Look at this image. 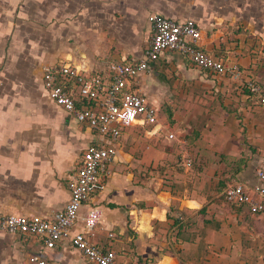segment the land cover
Returning a JSON list of instances; mask_svg holds the SVG:
<instances>
[{"label":"crops","instance_id":"obj_1","mask_svg":"<svg viewBox=\"0 0 264 264\" xmlns=\"http://www.w3.org/2000/svg\"><path fill=\"white\" fill-rule=\"evenodd\" d=\"M152 14L194 21L203 51L241 67L250 59L241 49L231 53L232 42L241 39L233 31L250 29L264 39V0H0V216L49 217L61 211L69 200L68 182L94 138L48 96L41 79L46 68L104 73L112 62L141 60L151 38L147 19ZM223 50L230 55L221 56ZM163 67L204 71L187 57L163 52L136 79V88L148 99L162 83ZM150 102L160 110L156 98ZM166 128L159 116L154 125L136 123L122 130L112 162L80 209V215L91 206L102 211L96 242L125 264H264V214H248L228 203L224 190L229 182L223 199L208 195L203 173L198 183L190 180L187 158L183 173L166 170L152 186L138 181L136 175L158 165L145 167L148 154L134 158L137 136L152 129L150 139L180 142ZM169 133L175 138L168 139ZM258 171L250 168L236 182L256 185ZM82 229L78 221L72 232ZM5 242L26 245L23 264H33V255L49 264H93L70 240L48 249L42 237L1 232L0 264L6 263Z\"/></svg>","mask_w":264,"mask_h":264},{"label":"built area","instance_id":"obj_2","mask_svg":"<svg viewBox=\"0 0 264 264\" xmlns=\"http://www.w3.org/2000/svg\"><path fill=\"white\" fill-rule=\"evenodd\" d=\"M147 20L151 38L141 60L112 62L104 73L83 74L60 65L49 66L43 72V87L51 100L90 129L94 138L84 152L76 175L68 182L69 200L63 209L49 217L0 216L1 233L42 237L48 249H53L60 241L70 240L89 263L125 264L116 252L96 242L101 209L91 206L84 215H80V209L99 183L100 174L112 162L122 130L136 123L154 125L159 120L158 108L136 88L137 77L148 71L149 63L166 51L187 57L196 67L209 73L231 76L235 80L241 76L237 65L214 58L201 49V31L194 21L175 22L154 14ZM246 88L253 94L260 93L256 84L248 83ZM167 137L175 138L171 133ZM190 164L187 160V167ZM257 176L259 183L253 186L241 182L227 184L225 200L246 205L253 215L264 214V173L258 171ZM78 221H82L83 229L72 232ZM31 260L33 264H49L40 255H33Z\"/></svg>","mask_w":264,"mask_h":264},{"label":"rangeland","instance_id":"obj_3","mask_svg":"<svg viewBox=\"0 0 264 264\" xmlns=\"http://www.w3.org/2000/svg\"><path fill=\"white\" fill-rule=\"evenodd\" d=\"M233 33L241 35V39L237 45L232 42L231 53L241 49L244 57L250 59L244 67L231 61L239 67L238 80L231 76L206 78L205 70L195 71V68L180 72L163 67L162 83L149 99L156 98L160 119L180 142L171 143L163 137L150 139L152 129L142 131L143 135L137 136L140 141L133 156L141 160L148 154L151 159L145 167L158 166L136 175L139 182L145 180L152 186L163 180L165 171L171 168L183 173L187 158L191 162L188 174L192 183H198L203 173L208 195L214 192L223 199L221 193L226 183H235L238 174L250 168L253 174L257 170L264 173V39L260 33L246 28ZM228 53L223 50L221 56L226 58ZM248 82L259 85L263 93L260 100L245 98L243 91ZM167 109L172 112V122L166 117ZM4 245L8 253L5 264H23L26 245L17 242Z\"/></svg>","mask_w":264,"mask_h":264},{"label":"trees","instance_id":"obj_4","mask_svg":"<svg viewBox=\"0 0 264 264\" xmlns=\"http://www.w3.org/2000/svg\"><path fill=\"white\" fill-rule=\"evenodd\" d=\"M206 72H208L207 70H205ZM214 74V73H213ZM227 76V75H226ZM258 87H259V85H257ZM260 88V87H259ZM244 96H245V98L246 99H252V100H260L262 97H263V93H262V91H261V89H260V93L259 94H253V93H251L249 90H248V88H246L245 87V89H244ZM243 96V97H244ZM159 116L161 117V110H159ZM166 117L168 118V120H170L171 122H172V112L169 110V109H167L166 110ZM230 204H233V205H235V206H238V207H240V208H242V209H244V211L246 212V213H248V214H252L251 212H250V210H249V208L246 206V205H238V204H234V203H230Z\"/></svg>","mask_w":264,"mask_h":264}]
</instances>
